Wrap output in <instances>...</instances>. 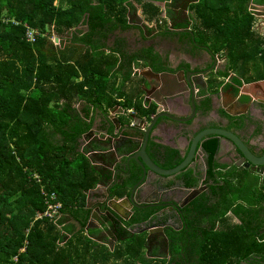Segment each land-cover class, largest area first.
Returning <instances> with one entry per match:
<instances>
[{"label": "trees", "instance_id": "trees-1", "mask_svg": "<svg viewBox=\"0 0 264 264\" xmlns=\"http://www.w3.org/2000/svg\"><path fill=\"white\" fill-rule=\"evenodd\" d=\"M152 1L164 0L143 4L150 21L159 15ZM252 1L199 0L192 6L198 24L192 35L183 34L214 55L224 53L227 66L221 76L237 72L230 84L234 92L244 83L264 80V42L252 31ZM131 8L129 0H0V264H164L145 256V234L131 232L149 222L155 209H137L125 221L108 217L104 203L98 202L93 208L100 213L102 227L85 231L91 212L86 208L87 192L99 175L109 178L108 171L95 168L87 152L80 150L83 134L92 126L90 114L121 107L151 121L157 112L155 106L143 107L144 93L125 95L123 85L133 81V67L139 60L162 70L154 60L158 55L152 48L131 54L122 41L111 48L106 44L116 31L134 28L129 24ZM29 30L38 32L34 42L26 37ZM68 33L69 46L57 50L53 39L62 40ZM117 74L122 77L117 91L121 103L113 98L115 80H110ZM74 101L89 107L79 115L72 108ZM200 108L211 111V98ZM229 119L235 126L244 124L242 118ZM137 143L136 147L141 145ZM219 146L214 136L204 142V176L212 199L218 195L220 181L225 183L223 201L206 208L204 195L185 208L188 224L171 236V253L179 257L178 264L187 259L188 264H234L254 255L264 263V233L260 232L264 196L260 189L253 192L252 186L231 189L230 180L242 176L220 171L215 158ZM146 150L165 169L184 160L177 149L163 147L154 138ZM133 166L130 179L137 180L141 167L136 162ZM186 176L187 188H193L197 182L193 170ZM53 193L63 204L57 221L45 215ZM235 195L239 203L231 212L241 224L219 231L205 229L208 219L218 221L230 211L235 200L228 198ZM105 227L114 233L113 246L107 237L99 243L91 234Z\"/></svg>", "mask_w": 264, "mask_h": 264}, {"label": "crops", "instance_id": "crops-1", "mask_svg": "<svg viewBox=\"0 0 264 264\" xmlns=\"http://www.w3.org/2000/svg\"><path fill=\"white\" fill-rule=\"evenodd\" d=\"M199 0H164V1H152V4L159 8V15L153 20H148V15L144 14L143 4L147 2V0H129L130 3H133L134 8H131L128 12L129 15V21L130 17L133 18L134 22L136 23V18H134V15L137 14L139 17H142L144 20V25L146 28L141 27L142 29H139V25H133L134 28H131L127 31H116L113 33L107 40L106 44L108 48H111L114 46V44H118V41H122L125 44L124 50L130 52L133 54L134 50H137L138 47H143L144 50L147 49H153L154 54L158 55L159 52L156 46L159 44L158 40L153 38V35L157 32L158 28L161 27V29L166 26H169L170 28H173L177 33L185 34V32L194 31L195 26L198 24V22L194 19V14L192 12V6L197 3ZM254 3L258 4H264L263 2H260V0H254L252 1ZM251 2V3H252ZM186 5V7H182V5ZM250 3V4H251ZM250 4H249V12H250ZM151 5V6H153ZM148 12H150L147 9ZM251 13V12H250ZM252 14V13H251ZM185 15V16H183ZM184 17V18H183ZM254 18V17H253ZM181 19V20H180ZM130 23V22H129ZM163 23V27L162 24ZM254 23V20H253ZM138 28V29H137ZM85 29V28H84ZM252 31L258 35L264 42V30H257V28L252 27ZM134 34H137V38H130L133 37ZM59 38V37H56ZM60 39V38H59ZM133 40V43H130V41ZM62 44V40H60ZM67 42L63 40V44L65 46ZM135 45V46H134ZM195 46V44H194ZM169 47V45H167ZM264 47V43H263ZM200 48V47H199ZM63 49V48H61ZM201 49V48H200ZM203 49V48H202ZM158 51V52H157ZM192 49H190L188 55H178L175 51L174 53L167 52L166 58L168 59L169 65L171 69H177L178 67L185 66L189 71L198 72L206 68H210L208 70V73L206 71L201 72L204 74V81H200L199 79V88L201 89V93L204 99L211 98L212 103V110L209 112H204L206 115H201L203 117H198L196 120L188 127V125H183L180 123H175L170 121L169 119H162L160 118L159 125L155 128L153 132L154 141L158 144H161L163 147L177 149L180 153V156L184 158L186 154L188 153V150L190 148V144L192 139L198 134L200 131L209 128V125H213L210 127H220L227 130H230L232 132H235L237 135H239L247 144L250 146L255 147L256 149L264 147V80L256 81L252 83H244L242 85V88L239 90V92H234L233 89H230V84H232L233 78L237 76V72H229V74L226 77H222L221 73L226 70L227 66V60L224 56V53H220L215 55V59H213L207 52L204 51L201 58H197L196 56L192 55ZM195 51L198 53L199 49L197 47L195 48ZM105 54H108V51H105ZM201 54V51H200ZM198 55V54H197ZM74 57H77L76 55ZM150 66L147 65V63L143 60H139L137 63L134 64V77L133 81L129 83H125L123 85L124 94H135L137 95L138 92L144 93L143 88L149 87L150 82L146 81L144 77L141 76L140 70L146 69ZM153 70L155 69L154 67ZM180 69V68H179ZM163 71V70H162ZM160 71V72H162ZM220 73V74H219ZM110 80H115V87H114V95L113 98L117 102H122L121 99H118L117 97V91L120 90L121 87V75H111ZM199 78V77H197ZM203 78V77H202ZM260 82L261 87H258L254 89V83ZM153 85H155L154 82H151ZM207 84V87L205 85ZM200 93V94H201ZM242 96H247L245 99H241ZM249 96V97H248ZM251 97V99H250ZM140 99L143 101V107L145 109H148L149 107L155 106V109L157 110L158 107L154 104H150L145 101V93L144 95H141ZM183 101L189 102L188 97L184 96ZM187 103V102H186ZM89 106L83 102H73L72 108L76 110L77 114H81V112L88 108ZM173 113L179 115V116H186L190 110L187 111V109L178 110V109H172ZM222 113L221 119L217 116V114ZM137 112L134 113L133 110H124L121 107H114L112 110H109L106 114H101L99 112H96L93 110V112L90 114V117L92 118V126L93 130L95 131V137L99 138L103 144H107V147L98 146V142H96L94 139L89 140L86 138L81 139V151L87 152V157L92 162L93 166L100 167L101 165L104 166V171L107 173L108 166H105L108 164V161L114 162L115 160H118L119 156L123 153L126 154V152L120 151L116 152L113 148L114 146H120L123 144L122 141L111 139V137H122L125 136L127 138L129 137H136L134 133H131L130 128H121L117 134H114V126L111 124L109 131L107 133L101 131L105 130V120L109 118L108 122H112V119L116 122H119L121 125L125 127H137L142 121H146L147 124H149L151 121L147 118L139 117L136 115ZM82 117V116H81ZM106 117V118H105ZM134 117V118H133ZM224 117H226L229 122L224 120ZM230 118H242L244 120L245 128H240L239 130L236 129V126L232 124L230 121ZM136 118V119H135ZM162 119V120H161ZM90 122V119L88 120ZM90 128V129H91ZM236 129V130H234ZM184 131V133H182ZM113 133V134H112ZM122 135V136H121ZM136 146L138 145L137 141L135 142ZM141 146V145H140ZM138 146V147H140ZM135 148V147H134ZM133 148V149H134ZM100 150L102 151L103 155V161H100V156H96L93 158V156H88L89 150ZM222 153L220 154L217 163L222 166L225 172H222L223 174L228 173L231 170H235L236 172H246L245 169L240 168H234V164H231L230 162L226 161V153H232L233 151L230 146L225 145V150L222 149ZM257 154L264 153L263 151L256 152ZM201 158V157H200ZM197 160V162H200ZM135 163V161H133ZM133 163V165H134ZM131 165V171H134L135 166ZM124 166V163L123 165ZM95 167V168H96ZM111 168V167H110ZM139 168V167H138ZM138 171L139 179L142 177V170L141 168ZM188 170V169H187ZM186 171V170H185ZM249 172V171H248ZM119 173V172H118ZM117 173V174H118ZM180 175V174H178ZM178 175L169 177V179L162 180L158 178H154V176H151V178H148V181L150 184L148 185V189L146 190V198L149 200H153L161 197L160 201H166L170 197H175V200L179 198V194H176L175 188H180L178 185H174L175 181L178 179ZM119 178L122 179V174H118ZM259 180L258 187L260 188L262 180V176L254 174ZM139 179L137 180H130V185H134ZM112 178H107V180L104 179V177L99 175L98 181L96 185L89 189L87 192V199L91 201L90 203H98L100 201H103L106 198V190L107 186L111 185ZM152 182H154L152 184ZM155 182L159 183L162 186V190H159V185L156 187ZM166 186H173L168 192H166ZM229 186L231 189H235L239 187V179H232L230 180ZM253 192H255L254 187H252ZM189 190V189H188ZM193 190V189H192ZM185 193V192H183ZM124 194H122L120 197H122ZM236 196V197H235ZM231 196L228 199H234L235 201L233 203H237V199H239V195ZM141 197H138V200ZM254 202V201H253ZM94 205V204H93ZM264 208V205H262ZM124 211V209H123ZM138 211V210H137ZM136 214V209L135 213ZM121 219L119 216L117 217ZM221 230L225 229L227 226L233 227L235 225L241 224V220L235 216L232 215H224L221 216ZM91 225H100L99 220L94 219L93 222H91ZM101 226V225H100ZM79 228L78 226L76 227ZM135 229V228H134ZM88 230H91L89 228ZM96 230V229H94ZM87 231V230H85ZM99 231V230H97ZM88 232V231H87ZM261 232V230H260ZM263 231L261 232V234ZM95 241L101 243L103 242V238L107 237L108 241L107 243L112 245L115 244V239L113 240V237L110 238L107 235V229H102L101 232L92 233ZM146 236V235H145ZM147 240V239H146ZM144 254L148 259L153 260L154 262H162L156 259V252L152 251L150 252V249H148L147 243H145L144 247ZM167 263V260H164V264Z\"/></svg>", "mask_w": 264, "mask_h": 264}, {"label": "water", "instance_id": "water-1", "mask_svg": "<svg viewBox=\"0 0 264 264\" xmlns=\"http://www.w3.org/2000/svg\"><path fill=\"white\" fill-rule=\"evenodd\" d=\"M136 18V23L133 18L130 17V25H139L141 27L146 28L144 25V20L142 17H139L137 14L134 15ZM56 42L59 41V38L55 39ZM208 52L209 49L205 48ZM210 53V52H209ZM211 56L215 57L210 53ZM140 74L144 79L148 82H154L155 85H149V87H144L145 93V101L154 104L158 107L156 114L152 118V121L147 124L146 121H142L137 127H125L121 125L119 122H116L112 119V122H108L109 118L105 120V130L101 131L107 133L110 125L114 126V134H117L121 130V128H130L131 133L134 135H138V133L144 134L145 138L141 139L136 137H111V139L119 140L123 142L120 146H114V150L116 152H126V154H122L119 156L118 160L114 162H110L108 166L109 178H112L111 185L107 186L106 190V198L99 203H104V207L106 208L105 214L110 218H117L118 216L122 220H129L134 216L135 209L146 210L153 207H161L165 208L160 213L165 212L171 206L177 210L183 209L186 207L193 199H195L203 190L193 189L190 190L188 195L184 197L182 202L178 204L177 202H173V204L169 205L164 201H160L161 197L155 199L154 202L146 198V190L148 189V185L150 184L148 178L154 176V178L166 180L169 177L176 176L190 167H193L197 163V159L200 156V153L203 152V144L210 137L214 136L220 140V146L218 152L215 156L216 160L221 154L222 149V141H226L231 144L233 153L236 152L235 157L240 156L241 160L239 162L233 163L236 166H241L246 169H250L252 172L264 177V153L257 154L253 151L250 146L235 132L230 130L220 128V127H209L200 131L196 136L192 139L190 148L188 153L184 157V160L177 167L172 169H165L160 167L150 156L148 152V144L150 139L152 138L153 132L155 128L159 125L160 118L169 119L175 123L188 124L189 122H193L196 116V95L199 93V79L204 81V76L202 74H198L193 71H189L188 69H181L178 72H158L153 70V68L148 67L146 69L140 70ZM199 77V78H197ZM203 77V78H202ZM207 87V84H203ZM254 89L261 87L260 82L254 83ZM197 93V94H196ZM191 97L190 107L192 108L191 115L188 116H179L173 113L172 109L183 110L185 109V104L182 101V97L186 96ZM134 118V117H133ZM136 119V118H135ZM161 119V120H162ZM113 134V133H112ZM82 138H86L89 140L93 139L98 142V146L107 147V144H103L99 138L95 137V131L91 128L87 133L83 134ZM136 141L141 143L140 147H136ZM135 147V148H134ZM134 148V149H133ZM100 150H89L88 156H102L100 157V161H103V155ZM203 159H205V153L203 155ZM133 161H135L142 170V177L134 184L130 185V177H131V165H133ZM124 163V166H122ZM96 167V166H95ZM111 167V168H110ZM98 169V167H96ZM101 168H104L101 165ZM119 172V173H118ZM122 174V179L119 178L118 174ZM105 179V178H104ZM106 180V179H105ZM154 182H152L153 184ZM159 185V190H162V186L155 182V185ZM156 185V187H158ZM173 187V186H172ZM171 186H166V192L172 188ZM124 194L122 197H120ZM141 197L138 200V197ZM91 201L87 200L86 208L90 209V217L88 221V226L85 228L88 230L98 229L102 227L100 225H91L94 219L100 221V213L98 209L93 208V204ZM124 209V211H123ZM160 213L154 214L153 223L147 226V222L142 225V227H135L133 229V234H146L147 236V246L157 237V235L165 236L164 228L165 226H171L170 221L164 223L158 215ZM119 219V218H117ZM155 221L158 222V225H155ZM78 226L77 224H75ZM140 229V230H139ZM157 233V234H155ZM107 235L112 238L114 237V233L112 231H107ZM115 238H113L114 240Z\"/></svg>", "mask_w": 264, "mask_h": 264}, {"label": "flooded vegetation", "instance_id": "flooded-vegetation-1", "mask_svg": "<svg viewBox=\"0 0 264 264\" xmlns=\"http://www.w3.org/2000/svg\"><path fill=\"white\" fill-rule=\"evenodd\" d=\"M186 5H187V3L185 5H182V7L184 8V7H186ZM183 16H185V15H183ZM138 28L142 29V28H140V26H138ZM190 32L192 33V31L189 30L188 32H185V34L192 35ZM131 38L136 39L137 38V34H134L133 37H131ZM153 38L158 40V42H159V44L156 46L157 49L161 45V42H163L164 44L166 43L171 48L170 50L165 49L164 44H163L162 47L160 46L161 48L159 47L160 48V49H158L159 52L157 51L158 52L157 53L158 56H155L154 60H155L156 64L160 65V68L163 71L155 68L154 70L158 71V72H160V71H162V72L168 71V72L174 73V72L180 71L181 69H187L185 66L178 67L177 69L169 68L170 65H169L168 59L166 58L167 52H170V53L173 52L174 53V51H175L178 55H188L190 49H192L193 50L192 51V55L196 56L197 58H201L200 56H202L203 51L206 50L205 48H207L206 46H203L202 44H200V45L196 44L194 46V44H191L188 39H185L186 37H183V34L180 36L179 33H177L173 28H170L169 26H166L165 28L163 27L162 29L158 28V30L155 33V35H153ZM167 45H166V47H167ZM196 47H197V49H199L198 53L195 51ZM143 51H144L143 47H138L137 50L133 51V54L142 53ZM200 51H201V54H200ZM205 52H207V51H204V55H205ZM209 52H207V53L210 55L211 52L210 53ZM211 54H213V53H211ZM211 57L213 59H215V57H213V56H211ZM209 69L210 68H206V69H203V70L198 71L196 73L202 74L201 72H204V71H206L208 73ZM202 75L204 76V74H202ZM200 81H202V80H200ZM150 85H152V83H150ZM200 93H201V89L199 88V93L198 94L196 93L197 95H196V99H195V102H196V116H195V120H196L197 116L198 117L199 116L203 117V116H201L202 114L206 115V113H203V110L200 108V106L202 105V103L205 100L203 98V96H202V93L201 94ZM245 97H247V96H244V97L242 96L241 99H243V98L245 99ZM188 99H189V102L187 100L186 101L187 103L185 101H183V99H182L183 103L185 104V109H187V111L190 110V112L186 116L191 115V113H192V108L190 107V104H191L190 95L188 96ZM250 99H251V97H250ZM217 116L219 117V119H221L222 113L217 114ZM224 120L229 122V120L226 117H224ZM193 122H189L188 124H183V125H188V127H190V125ZM210 126H213V125H209V127ZM240 128L244 129L245 125L242 124V125H237L236 126L237 130H239ZM236 129H234V130H236ZM182 133H184V131H182ZM263 141H264V139H263ZM221 145H222V149L223 150H225V145H226V147L230 146L231 149H232L231 144L226 142V141H222ZM250 148L253 151H255V152H260V151L264 150V147L256 149L255 147L250 146ZM222 149H221V151H222ZM203 152H204V150H203ZM203 155H204V153L201 152L200 156L197 159V160H199V158L201 157L200 158V162L198 161L195 166L188 168V170L180 173V175L177 176L178 179L175 181L174 185H178L180 188H175L174 187V190L176 189V194H179V198L177 200H175V197H170L168 200L166 199V203H168L169 205L173 204V202H177L178 204H180L182 202V200L184 199V197H186V195H188V193L192 189L203 190V192L200 193L195 199H193L181 211L177 210L175 208H172L170 206L168 208V210H166L163 213H160L165 208H161V207L151 208L153 210L155 209L154 213H160L158 215V217L160 219H162V221L164 223L170 221V225L171 226H165V228H164L165 236L157 235V237L155 239H153V241H151L148 244V249H150V252H152V251L156 252V256H155L156 259H158L159 261L167 260L166 264H178L179 257H175L171 253V243H172V241H174L173 240L174 238L171 237V236H173L176 233L181 232L184 229L185 225L188 224V212L185 210V208H188L193 203V201H195L198 198H201V196L203 197L204 195L206 196V199H205L206 200V208H209V207L211 208L212 205L219 204V202L223 201V196H224V192H225V183L223 181H220V183H219L220 186H219V189H218L217 197H214L213 199H212V197H210V195H211L210 189L205 184V176L204 175H205V170H206L207 167H206L205 159H203ZM235 155H236V152H234L233 154L227 152L226 153V157H225L226 161L230 162L231 164L239 162L241 160L240 156L235 157ZM106 165H110V161H108V164H106ZM203 166L205 167L204 171L202 170ZM233 166H236V165H233ZM237 168L243 169L244 167L237 166ZM102 169H104V168H102ZM244 169H246V168H244ZM190 170H193V175L197 179L196 185L193 188H189V187L187 188V186H186V177H187L186 174ZM246 170L251 172L250 169H246ZM220 171L225 172L223 168H221ZM262 180L263 181L261 182L260 190H261V192H262V194L264 196V177H262ZM183 192H185V193H183ZM227 194H229V190L228 189H227ZM154 201H155V199L152 200V202H154ZM237 203H239V202H237ZM237 203H233V205L231 206L230 211L227 212V215H232L231 211H232V209L237 207ZM220 205H221V208H222V204H220ZM220 210L221 209L218 207L216 212L219 213ZM204 215L209 216L208 214H204ZM220 218H219L218 221H216V220L215 221H210L208 219V221H206L207 223L205 222V224L203 225L204 228L205 229H207V228L211 229V227H213L214 231H219L221 229L220 223H222ZM153 221L154 220L152 218L149 222L146 223L147 226H149L151 223H153ZM155 223H156L155 225H158L157 221H155ZM261 224H262L261 225L262 226L261 232L263 231V233H264V218H263V221H262ZM131 232H133V231H131ZM155 234H157V233H155ZM145 235H146V238H147L148 233H146ZM182 257L184 258L185 256H182ZM183 261L184 260H181V262H182L181 264H188V259L185 262H183ZM258 261H259V263H258ZM235 262L236 261H234V264H264L262 260H258V256H256V255L252 256L250 259L244 260L241 263H235ZM157 263H162V262H157Z\"/></svg>", "mask_w": 264, "mask_h": 264}, {"label": "built area", "instance_id": "built-area-1", "mask_svg": "<svg viewBox=\"0 0 264 264\" xmlns=\"http://www.w3.org/2000/svg\"><path fill=\"white\" fill-rule=\"evenodd\" d=\"M250 12L254 17L253 28L256 27L257 30H264V4L252 2L250 4ZM37 34V31L29 30L28 34H26V37H28V40L30 42H34L35 36ZM50 200L52 201V203H49L48 212H46L45 215L54 218L57 221L56 215L62 210L63 204L57 200V195L55 193L51 195Z\"/></svg>", "mask_w": 264, "mask_h": 264}, {"label": "rangeland", "instance_id": "rangeland-1", "mask_svg": "<svg viewBox=\"0 0 264 264\" xmlns=\"http://www.w3.org/2000/svg\"><path fill=\"white\" fill-rule=\"evenodd\" d=\"M162 25V27H163V23L161 24ZM159 29H161V27H159ZM70 33H68L67 35H65L64 37H62V38H64V39H62V44H61V42H60V39H59V41L58 42H56V38H54V45H55V47H56V49L57 50H61V48H64V47H67V46H69V43H66L65 44V46H64V44H63V40H65L66 41V38H68V37H70ZM56 37H58V36H56ZM131 38V37H130ZM67 42V41H66ZM134 41L133 40H131L130 41V43H133ZM163 42H161V47L163 46ZM166 43L164 44V46H165V49H167V50H170L171 48H170V46L169 47H166ZM159 46V47H160ZM160 47V48H161ZM234 168H237V166H235ZM244 169V168H243ZM202 170L204 171L205 170V167L203 166L202 167ZM246 170V169H245ZM232 172L234 173V174H236L237 175V172L235 171V170H232ZM241 173V176L242 177H239V175H237V177H239V187H243V188H245V187H247V186H252V187H254V188H256L255 190H257V189H260L259 187H256L257 186V183H258V178L256 177V176H254V174H256L255 172H248V170H246V172H244L243 170H242V172H240ZM257 175V174H256ZM88 231V230H87Z\"/></svg>", "mask_w": 264, "mask_h": 264}]
</instances>
